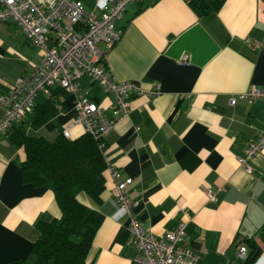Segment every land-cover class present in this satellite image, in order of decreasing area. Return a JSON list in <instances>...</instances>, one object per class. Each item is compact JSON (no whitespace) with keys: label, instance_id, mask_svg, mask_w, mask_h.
<instances>
[{"label":"crops","instance_id":"obj_1","mask_svg":"<svg viewBox=\"0 0 264 264\" xmlns=\"http://www.w3.org/2000/svg\"><path fill=\"white\" fill-rule=\"evenodd\" d=\"M80 1L90 10L95 2ZM118 25L119 41L107 50L99 45L107 68L119 81L160 89L153 97L132 96L129 115L105 136L107 162L132 178L129 197L141 226L160 235L185 222L183 243L199 254V264H240L239 246L253 253L247 264H264V148L248 160L251 174L237 160L264 130V100L229 103L249 88H264V0H222L208 14L187 0H137ZM247 38L259 46L247 45ZM183 56L187 63L180 62ZM40 60L41 50L14 22L0 21V93ZM80 85L110 113L111 94L100 83ZM35 103L36 115L0 134V264H19L37 236L36 222L61 215L48 186L22 180L21 163L28 134L52 140L75 116L73 96L53 85ZM46 112L50 117L35 124ZM82 133L77 126L72 138ZM113 187L105 171L99 204L78 196L98 219L87 254L91 264H135Z\"/></svg>","mask_w":264,"mask_h":264},{"label":"built area","instance_id":"obj_2","mask_svg":"<svg viewBox=\"0 0 264 264\" xmlns=\"http://www.w3.org/2000/svg\"><path fill=\"white\" fill-rule=\"evenodd\" d=\"M135 1L95 0L93 8L87 10L80 0H0V21L14 22L29 43L41 50L39 64L18 76L7 90L0 93V134H6L14 122L31 114L37 95L47 93L55 84L73 96L75 116L61 130L66 138H72V130L80 126L83 132L103 139L117 122L129 115L132 96L158 95V85L145 88L133 80H117L105 62L106 50L119 41L123 33L118 21L126 7ZM245 43L259 46L252 38H247ZM100 44L106 50L101 49ZM187 61V56L180 60L183 64ZM81 80L100 83L105 92L111 94L109 114L86 97ZM237 99L247 102L264 100V88H249L231 96L229 103L233 105ZM262 148L264 130L237 155L239 166L246 173H252L248 160ZM106 171L114 182L112 193L119 211L118 218L128 220L130 243L136 250L135 264H199V254L183 243L185 222H179L173 230L160 235L146 230L134 212L135 202L129 197L132 178H122L118 169L109 163ZM206 194L209 200H217V194L211 189H207ZM247 254L245 246L236 250L241 260Z\"/></svg>","mask_w":264,"mask_h":264},{"label":"trees","instance_id":"obj_3","mask_svg":"<svg viewBox=\"0 0 264 264\" xmlns=\"http://www.w3.org/2000/svg\"><path fill=\"white\" fill-rule=\"evenodd\" d=\"M187 2L208 14L215 12L222 0ZM35 104L31 115H36ZM49 114L46 112L41 119H35V124L45 122ZM102 143L103 147H100ZM105 146V137L96 139L86 132L76 138H66L60 132L52 140L37 132L25 137L21 178L34 186H48L54 193L61 215L49 221L36 222L37 236L19 264H91L87 261V254L98 219L95 209L82 203L78 196L84 194L96 204L101 202L108 164ZM252 255L248 251L240 264H247Z\"/></svg>","mask_w":264,"mask_h":264},{"label":"rangeland","instance_id":"obj_4","mask_svg":"<svg viewBox=\"0 0 264 264\" xmlns=\"http://www.w3.org/2000/svg\"><path fill=\"white\" fill-rule=\"evenodd\" d=\"M86 8H87L88 10H90V9L88 8V6H86ZM55 85H57V86H58V84H55Z\"/></svg>","mask_w":264,"mask_h":264}]
</instances>
